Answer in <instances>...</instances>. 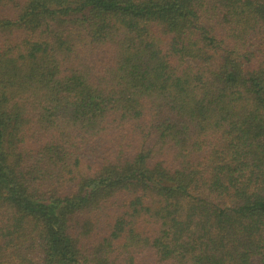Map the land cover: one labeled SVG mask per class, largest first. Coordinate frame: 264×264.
<instances>
[{
    "label": "trees",
    "instance_id": "16d2710c",
    "mask_svg": "<svg viewBox=\"0 0 264 264\" xmlns=\"http://www.w3.org/2000/svg\"><path fill=\"white\" fill-rule=\"evenodd\" d=\"M0 264H264V0H0Z\"/></svg>",
    "mask_w": 264,
    "mask_h": 264
}]
</instances>
